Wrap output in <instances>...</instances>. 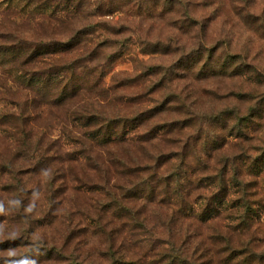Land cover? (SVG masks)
I'll return each mask as SVG.
<instances>
[{"label": "trees", "instance_id": "obj_1", "mask_svg": "<svg viewBox=\"0 0 264 264\" xmlns=\"http://www.w3.org/2000/svg\"><path fill=\"white\" fill-rule=\"evenodd\" d=\"M224 2L264 41L254 0ZM198 6L0 0V264H264V68Z\"/></svg>", "mask_w": 264, "mask_h": 264}, {"label": "rangeland", "instance_id": "obj_2", "mask_svg": "<svg viewBox=\"0 0 264 264\" xmlns=\"http://www.w3.org/2000/svg\"><path fill=\"white\" fill-rule=\"evenodd\" d=\"M198 7L196 8L194 15L201 21L205 27L206 37L210 43H219L222 40H226L231 43V50L234 53L248 55L249 60L253 61L255 65L260 68H264V41L259 38L258 35L254 33L253 26L245 21V14L243 18L234 12L228 13V8L225 7L224 0H210V4H206L204 0H197ZM223 3V4H222ZM206 4V5H205ZM224 7V8H223ZM221 10H220V9ZM252 10L257 14H261L264 10V4L262 0H254ZM180 13V12H179ZM179 13L177 16L179 17ZM145 27L148 28L147 23ZM172 32L179 33L180 39L183 42L189 41L192 37L196 35L195 28L191 29L190 33H182L178 30H174L171 27V22L167 20H161L158 22L157 26L153 29V37L157 35H162L166 37ZM133 65L119 64L116 70H132ZM215 81V80H210ZM209 81V82H210ZM206 83V82H204ZM215 83L218 86L226 89H244L248 91L253 88V84L245 83L241 86L236 80H217ZM4 103L0 102V108L3 107ZM260 227L264 231V216L260 220ZM260 236L264 237V234L259 233ZM264 246V240L262 242Z\"/></svg>", "mask_w": 264, "mask_h": 264}, {"label": "clouds", "instance_id": "obj_3", "mask_svg": "<svg viewBox=\"0 0 264 264\" xmlns=\"http://www.w3.org/2000/svg\"><path fill=\"white\" fill-rule=\"evenodd\" d=\"M43 175L48 176L49 171L46 170L43 172ZM38 195L34 194L33 201L28 204L26 208H24V212L26 214H31L33 211L36 209V200L38 199ZM9 209H18L21 206V201L20 200H12L9 201ZM8 210L5 208L4 202L0 201V214H6ZM2 235V233H0ZM19 232L13 231L9 233L5 239L8 240H16L19 238ZM4 264H37V261L30 256H23L20 258H17V252L15 249H8L6 252V258L4 259Z\"/></svg>", "mask_w": 264, "mask_h": 264}]
</instances>
